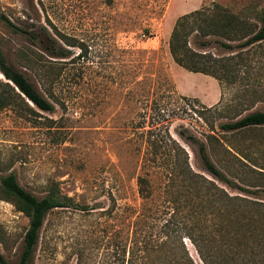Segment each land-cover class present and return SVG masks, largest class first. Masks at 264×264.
<instances>
[{
  "label": "rangeland",
  "instance_id": "1",
  "mask_svg": "<svg viewBox=\"0 0 264 264\" xmlns=\"http://www.w3.org/2000/svg\"><path fill=\"white\" fill-rule=\"evenodd\" d=\"M212 2L248 24H258L255 12L264 8V0H0V15L23 30L0 20V54L53 105L42 111L15 100L0 108V176L13 173L36 197L54 182L86 207L48 211L27 264H203L187 237L180 238L183 251L177 248L175 226L169 245L159 244L168 215L163 217L159 195L140 212L136 176L146 147L140 132L158 126L162 111L169 114L168 133L194 171L230 194L243 195L202 169L194 146L177 134L181 128L202 140L211 134L206 149L213 163L236 184H257L249 197L264 203V175L255 172H264V127L234 133L218 127L264 111V41L232 50L209 45L206 50L215 56L239 55L228 60L238 61L236 76L219 84L175 65L167 50L174 20ZM43 29L53 52L65 50L64 56L45 52L28 34ZM174 81L198 96L219 95L202 102L180 94ZM151 184L159 194L157 176ZM26 225V217L0 199V254L11 264L18 261ZM206 231L214 245L217 231L213 225ZM255 231L260 250L246 253L242 239L237 255H224L228 264H264L261 222ZM206 257L210 264L221 263L213 254Z\"/></svg>",
  "mask_w": 264,
  "mask_h": 264
},
{
  "label": "trees",
  "instance_id": "2",
  "mask_svg": "<svg viewBox=\"0 0 264 264\" xmlns=\"http://www.w3.org/2000/svg\"><path fill=\"white\" fill-rule=\"evenodd\" d=\"M258 24H248L237 14L232 13L225 6L212 2L207 7L193 9L179 15L172 25L167 50L172 61L186 71L202 73L216 80L219 84L222 78L236 76L238 61L231 64L228 60L239 57L237 52L231 56H215L206 48L215 43L227 50L244 47L264 41V8L255 12ZM3 20L14 31L22 32L19 27L10 23L3 15ZM33 34L41 48L49 54L64 56L66 51L53 52L52 39L46 30ZM25 32V31H24ZM27 34V32H26ZM241 40V41H240ZM240 41L238 44H231ZM192 44V46H190ZM0 108L6 107L15 100L30 102L42 111H51L52 103L47 100L22 72L8 64L0 54ZM10 83H8V82ZM168 116L166 112L158 114V126L142 130L145 135L146 147L141 153L140 174L136 176V192L140 198V212L146 208L144 203L159 195V207L163 213L164 237L159 244L169 245L170 229L176 227L177 248L183 251L181 237H187L194 246L203 264H210L207 255L213 254L228 264L227 257L239 253L242 239L246 246V253L256 254L260 250V242L255 231L256 223L264 226V203L249 197L257 192V184H248L247 188L236 184L228 178L210 159L206 143L213 137L206 134L202 140L187 129L181 128L177 134L191 143L195 148L199 163L214 180L221 182L230 189H237L243 195L230 194L225 188L217 185L213 180L203 177L194 171L189 163L186 151L168 133ZM155 125V124H154ZM264 127V111H251L233 121L221 122L218 127L229 132H244L255 127ZM157 127V131H155ZM254 172V170H252ZM264 175V172H258ZM156 174V175H155ZM157 176L161 181V192L154 194L151 177ZM247 185V184H246ZM0 199L9 201L16 211L27 219V225L21 239V250L17 263L27 264L36 246L39 230L48 211L54 208L76 207L81 210L86 207L72 200L70 196L62 194L57 185L52 182L45 193L36 197L22 188L15 175L11 172L0 176ZM261 208V210H260ZM213 225L217 238L213 245L207 227ZM244 228V230H242ZM196 229L197 232L194 233ZM151 237L147 238V246H152ZM225 244H230L223 249ZM236 246V249L231 247ZM213 246V250H211ZM233 250V251H232ZM245 251V250H243ZM245 253V252H244ZM0 264H11L0 254Z\"/></svg>",
  "mask_w": 264,
  "mask_h": 264
},
{
  "label": "crops",
  "instance_id": "3",
  "mask_svg": "<svg viewBox=\"0 0 264 264\" xmlns=\"http://www.w3.org/2000/svg\"><path fill=\"white\" fill-rule=\"evenodd\" d=\"M174 63V62H173ZM175 64V63H174ZM176 65V64H175ZM178 66V65H177ZM171 70L173 69V68H170ZM183 69V68H182ZM189 72V71H188ZM174 85H175V88H176V90L180 93V94H183V95H188V96H193V97H196V98H198L200 101H202V102H206L205 101V99L207 100V99H216L217 97H218V95H219V92L217 91V92H215L214 94H212V96H210V97H206V96H198V95H196V94H194V93H191V92H188V91H184V89H183V87L182 86H180L178 83H176L175 81H174ZM193 92V91H192Z\"/></svg>",
  "mask_w": 264,
  "mask_h": 264
},
{
  "label": "water",
  "instance_id": "4",
  "mask_svg": "<svg viewBox=\"0 0 264 264\" xmlns=\"http://www.w3.org/2000/svg\"><path fill=\"white\" fill-rule=\"evenodd\" d=\"M8 82V81H7ZM8 83H10V82H8Z\"/></svg>",
  "mask_w": 264,
  "mask_h": 264
}]
</instances>
